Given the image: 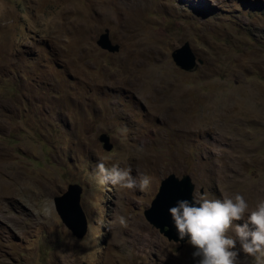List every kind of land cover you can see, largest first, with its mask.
Instances as JSON below:
<instances>
[{
  "label": "rangeland",
  "instance_id": "374dc122",
  "mask_svg": "<svg viewBox=\"0 0 264 264\" xmlns=\"http://www.w3.org/2000/svg\"><path fill=\"white\" fill-rule=\"evenodd\" d=\"M100 162L149 189L100 185ZM169 173L264 199V0H0V264H198L144 216ZM71 183L81 237L53 204Z\"/></svg>",
  "mask_w": 264,
  "mask_h": 264
},
{
  "label": "clouds",
  "instance_id": "9594fccd",
  "mask_svg": "<svg viewBox=\"0 0 264 264\" xmlns=\"http://www.w3.org/2000/svg\"><path fill=\"white\" fill-rule=\"evenodd\" d=\"M131 173L130 166L113 164L109 168L100 162L95 178L102 186L147 191L151 177L141 175L137 180ZM168 211L178 241L187 240L196 249L193 256L200 257L198 264H241V254L251 258L252 264H264V199L250 207L239 193L223 199L202 194L192 200H178ZM119 222L126 226L123 217Z\"/></svg>",
  "mask_w": 264,
  "mask_h": 264
},
{
  "label": "water",
  "instance_id": "95a60500",
  "mask_svg": "<svg viewBox=\"0 0 264 264\" xmlns=\"http://www.w3.org/2000/svg\"><path fill=\"white\" fill-rule=\"evenodd\" d=\"M96 43L109 52L119 50V44L112 42L107 29L98 36ZM171 57L175 65L185 71L193 70L197 61H199L187 42L174 49ZM99 140L103 142L105 149L110 150L112 148V143L105 133L99 136ZM194 189L195 184L189 174L177 176L174 173H169L160 180L155 196L151 200L150 205L144 210L146 220L169 241L179 243V248L187 240L178 241L168 210L178 200H192L194 198ZM81 190L82 188L79 184L71 183L64 192L53 197V204L58 216L78 237H81L86 231V218L80 205Z\"/></svg>",
  "mask_w": 264,
  "mask_h": 264
}]
</instances>
